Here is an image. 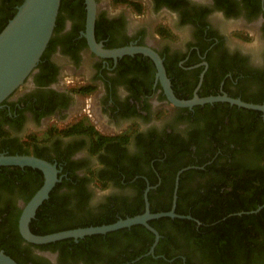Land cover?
Returning <instances> with one entry per match:
<instances>
[{
	"label": "flooded vegetation",
	"instance_id": "1",
	"mask_svg": "<svg viewBox=\"0 0 264 264\" xmlns=\"http://www.w3.org/2000/svg\"><path fill=\"white\" fill-rule=\"evenodd\" d=\"M94 1L95 41L106 50H154L177 99L226 95L264 105V0ZM10 5L0 0V21L17 10ZM86 13L85 0H64L52 46L0 105V155L33 156L56 168L57 181L29 230L37 213L49 225L105 216L118 221L147 209L177 216L147 221L158 238L143 225L120 229L134 236L126 250L108 251L90 240L96 235L36 245L20 234L19 218L44 184V173L1 166L0 242L11 255L0 251L16 264H113L120 253L136 255L125 264L184 263L181 251L165 258L163 240L173 236L175 219L200 222L177 214L178 204L185 207L186 197L207 192L216 179L207 168L215 161L263 164L264 151L256 155L247 140L257 134L241 128L248 111L260 112L261 123L264 113L221 101L173 106L148 56L114 59L91 52ZM144 15L149 23L139 25L136 19ZM131 211L140 214L129 216Z\"/></svg>",
	"mask_w": 264,
	"mask_h": 264
},
{
	"label": "trees",
	"instance_id": "2",
	"mask_svg": "<svg viewBox=\"0 0 264 264\" xmlns=\"http://www.w3.org/2000/svg\"><path fill=\"white\" fill-rule=\"evenodd\" d=\"M4 1H8L10 6L14 4L19 6L23 2V0ZM63 4L64 0H61L58 15ZM15 13L16 11H12L7 18L0 21V32ZM56 25L58 28L57 21ZM51 46L52 41H49L47 48ZM261 100H254V103L260 104ZM246 116L249 118L248 124L241 129L244 132L257 134L253 139L247 140L254 146L255 151L253 152L258 155L264 151V123H261L260 112L248 111ZM3 131L0 124V135L4 133ZM184 166L186 165L181 168ZM207 169L216 177L212 186L203 195H194L193 199L186 197L187 205L182 207L178 204L176 210L177 214L192 216L200 222V225L197 226L191 220L175 219L170 223L173 236H168L163 240L167 242V248L163 252L165 258L170 260L174 253L181 251L185 262L183 263L181 258H176L172 262L160 260L155 264H264V207L256 212L259 206L264 205V161L260 166L250 163L245 167L237 166L233 162L220 165L215 161ZM178 196L183 199L180 194ZM167 211L168 209H164L161 212ZM1 213L0 211V216ZM137 214L140 212L131 211L129 216ZM162 220L170 221L169 218ZM114 222L116 219L113 216H105L101 219L68 225L62 223L49 225V222L37 213L36 219L31 223V231L35 235L43 236L64 230L108 225ZM132 235L126 230H118L105 236H93L90 240L108 251L126 250L133 240ZM64 241L71 242V240ZM62 243L63 241L56 242L55 245ZM0 249H5L6 254H10L1 242ZM63 250L67 251V248ZM135 256L123 258V253H120L113 264H125Z\"/></svg>",
	"mask_w": 264,
	"mask_h": 264
},
{
	"label": "water",
	"instance_id": "3",
	"mask_svg": "<svg viewBox=\"0 0 264 264\" xmlns=\"http://www.w3.org/2000/svg\"><path fill=\"white\" fill-rule=\"evenodd\" d=\"M61 0H23L17 7L16 13L5 28L0 32V105L20 86L24 84L34 71L53 34L59 12ZM86 23L85 38L91 52L99 57L117 58L124 54L141 53L152 59L157 68V77L163 87L167 100L176 107H192L197 104L216 101L227 102L246 109L258 110L264 113V105H255L233 99L226 95L217 97L179 100L170 88L165 69L158 54L148 47H125L106 50L95 41L94 26L96 18V4L94 0H85ZM1 166H19L39 169L44 173L45 180L42 187L25 204L19 218V231L22 237L33 244L44 245L65 239L78 240L92 235H105L134 225H143L158 234L147 221L159 217H175L172 211L168 213L151 214L148 209L142 214L118 220L112 224L95 227L76 228L60 231L48 235H35L29 230V222L34 217L37 208L49 197L56 179V168L50 163L27 155H0ZM176 199V197H174ZM264 205L259 206L256 212ZM0 264H16L9 256L0 251Z\"/></svg>",
	"mask_w": 264,
	"mask_h": 264
},
{
	"label": "rangeland",
	"instance_id": "4",
	"mask_svg": "<svg viewBox=\"0 0 264 264\" xmlns=\"http://www.w3.org/2000/svg\"><path fill=\"white\" fill-rule=\"evenodd\" d=\"M136 21L139 22V25H145V24H148L149 21L147 20V17L144 15V16H140L136 19ZM38 137H41V135H39Z\"/></svg>",
	"mask_w": 264,
	"mask_h": 264
}]
</instances>
